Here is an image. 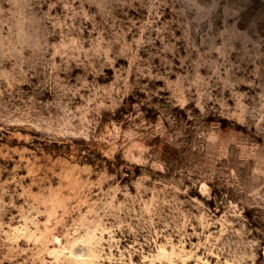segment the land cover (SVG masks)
I'll return each mask as SVG.
<instances>
[{
    "label": "rangeland",
    "instance_id": "1",
    "mask_svg": "<svg viewBox=\"0 0 264 264\" xmlns=\"http://www.w3.org/2000/svg\"><path fill=\"white\" fill-rule=\"evenodd\" d=\"M0 264H264V0H0Z\"/></svg>",
    "mask_w": 264,
    "mask_h": 264
}]
</instances>
